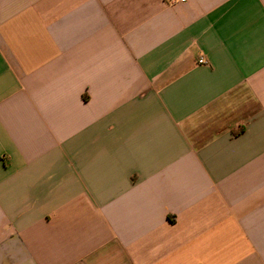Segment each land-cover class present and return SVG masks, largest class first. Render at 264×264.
Wrapping results in <instances>:
<instances>
[{
	"label": "crops",
	"instance_id": "crops-1",
	"mask_svg": "<svg viewBox=\"0 0 264 264\" xmlns=\"http://www.w3.org/2000/svg\"><path fill=\"white\" fill-rule=\"evenodd\" d=\"M0 264H264V0H0Z\"/></svg>",
	"mask_w": 264,
	"mask_h": 264
},
{
	"label": "built area",
	"instance_id": "built-area-1",
	"mask_svg": "<svg viewBox=\"0 0 264 264\" xmlns=\"http://www.w3.org/2000/svg\"><path fill=\"white\" fill-rule=\"evenodd\" d=\"M170 4H176L178 2H186V0H169ZM198 63L201 65H208L209 62L206 60L205 57H200Z\"/></svg>",
	"mask_w": 264,
	"mask_h": 264
}]
</instances>
